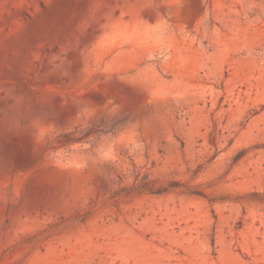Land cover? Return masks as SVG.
Segmentation results:
<instances>
[{"label":"rangeland","instance_id":"obj_1","mask_svg":"<svg viewBox=\"0 0 264 264\" xmlns=\"http://www.w3.org/2000/svg\"><path fill=\"white\" fill-rule=\"evenodd\" d=\"M0 264H264V0H0Z\"/></svg>","mask_w":264,"mask_h":264}]
</instances>
